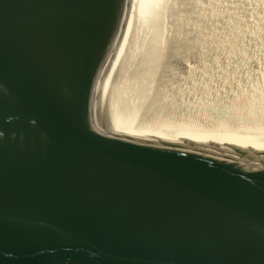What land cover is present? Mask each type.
I'll return each instance as SVG.
<instances>
[{"label":"water","instance_id":"water-1","mask_svg":"<svg viewBox=\"0 0 264 264\" xmlns=\"http://www.w3.org/2000/svg\"><path fill=\"white\" fill-rule=\"evenodd\" d=\"M130 0H0V264H264V82L234 132L122 114Z\"/></svg>","mask_w":264,"mask_h":264},{"label":"bare ground","instance_id":"bare-ground-1","mask_svg":"<svg viewBox=\"0 0 264 264\" xmlns=\"http://www.w3.org/2000/svg\"><path fill=\"white\" fill-rule=\"evenodd\" d=\"M105 82L123 115L234 132L264 82V0H130Z\"/></svg>","mask_w":264,"mask_h":264},{"label":"rangeland","instance_id":"rangeland-1","mask_svg":"<svg viewBox=\"0 0 264 264\" xmlns=\"http://www.w3.org/2000/svg\"><path fill=\"white\" fill-rule=\"evenodd\" d=\"M242 1L243 0H241V3H242ZM217 2V1H216ZM239 6H242L241 4H239ZM249 6V5H248ZM246 7V6H245ZM216 8V5H212V9L211 10H213V9H215ZM241 13H243V12H241ZM243 15V18L241 19L242 21L241 22H243V23H245V25L247 26V27H252V24H254V19L250 16V17H247V18H245V15L244 14H242ZM246 19H248V20H250V21H252V22H250V23H247V21H246ZM240 25H242L241 23H240ZM194 34H197V32H194L192 35H194ZM208 38H209V36H207ZM187 41V40H186ZM186 41H184L185 43H186ZM213 41H214V39H211L210 38V45H213L214 43H213ZM171 42L172 41H170V45H171ZM179 43V42H178ZM177 43V44H178ZM223 43L224 42H220V44H222L223 45Z\"/></svg>","mask_w":264,"mask_h":264}]
</instances>
